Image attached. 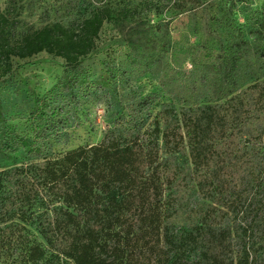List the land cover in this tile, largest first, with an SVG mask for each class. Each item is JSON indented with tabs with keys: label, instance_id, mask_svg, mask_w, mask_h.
Instances as JSON below:
<instances>
[{
	"label": "trees",
	"instance_id": "1",
	"mask_svg": "<svg viewBox=\"0 0 264 264\" xmlns=\"http://www.w3.org/2000/svg\"><path fill=\"white\" fill-rule=\"evenodd\" d=\"M177 1L200 32L207 0ZM19 13L17 0L0 10V79L12 59L45 53L63 60L67 86L107 24L122 36L138 76L158 81L175 104H162L153 117L151 144L140 140L141 121L129 113L119 119L128 139L113 127L97 145L56 158L39 137L4 126L0 156L22 150L25 163L0 172L1 211L28 221L40 209L50 254L71 264H252L234 251L229 227L215 229L214 208L242 210V180L263 183L264 79L245 87L241 70L251 60L264 69V15L251 40L230 24L218 32L212 15L198 46H185L169 22L143 28L133 8L96 7L80 21L17 34ZM189 192L199 198L194 208L171 204ZM27 250V264L45 257L41 243Z\"/></svg>",
	"mask_w": 264,
	"mask_h": 264
},
{
	"label": "rangeland",
	"instance_id": "2",
	"mask_svg": "<svg viewBox=\"0 0 264 264\" xmlns=\"http://www.w3.org/2000/svg\"><path fill=\"white\" fill-rule=\"evenodd\" d=\"M17 1L21 21L17 34L49 23L67 25L80 21L96 7L119 6L136 9L143 28L156 30L169 22L173 37L185 46H198L212 15L217 17L215 29L218 32L221 24H230L239 27L249 40L256 28V18L264 15V0H207L210 7L202 12L201 31L196 32L195 22L188 11L180 9L177 0ZM6 2L0 0L1 11ZM188 8L189 4L185 10ZM129 55L117 28L105 24L95 49L82 60L81 72L73 76L67 86L64 85V62L59 58L40 53L25 60L12 59L11 71L0 79V131L8 126L22 136L39 137L50 149V158H56L78 147L97 145L113 127L122 140L128 139L126 127L120 125L119 119L132 113L136 121H141L140 140L151 144L153 117L162 104H175V101L158 81L150 76H138ZM251 65V69L241 70L245 87L264 79V69L253 60ZM184 67L189 69L190 63ZM139 101L143 104L138 105ZM28 162L39 165L43 161L30 159ZM22 163H25L22 150L8 157L0 156V172L10 171ZM241 189L245 197L240 202L242 210L214 208L215 229L229 227L234 251L250 261L253 259L252 264H264V177L259 187L252 179L244 178ZM186 197L176 198L171 204L194 208L199 198L190 192ZM30 219L22 221L15 210L4 213L0 209V264H27V249L34 242L43 244L46 249L39 264H71L50 254L40 233L41 210L37 209Z\"/></svg>",
	"mask_w": 264,
	"mask_h": 264
}]
</instances>
